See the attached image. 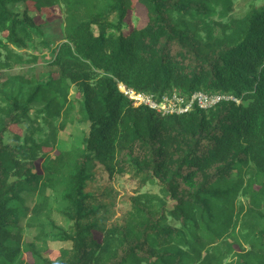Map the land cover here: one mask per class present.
I'll return each mask as SVG.
<instances>
[{"label": "trees", "instance_id": "obj_1", "mask_svg": "<svg viewBox=\"0 0 264 264\" xmlns=\"http://www.w3.org/2000/svg\"><path fill=\"white\" fill-rule=\"evenodd\" d=\"M137 1L143 27L127 23L132 0H0V264H264V0L242 17L235 0ZM40 63L38 77L24 70ZM119 83L241 103L160 116ZM75 122L78 143L53 154ZM95 162L158 194L108 226L85 193ZM52 201L70 229L48 219ZM50 240L55 259L37 247Z\"/></svg>", "mask_w": 264, "mask_h": 264}, {"label": "rangeland", "instance_id": "obj_2", "mask_svg": "<svg viewBox=\"0 0 264 264\" xmlns=\"http://www.w3.org/2000/svg\"><path fill=\"white\" fill-rule=\"evenodd\" d=\"M29 5L30 14L36 18L37 22L60 23V12L57 8L37 11L31 4ZM249 8L248 0H235L231 16L242 17L249 11ZM19 10L21 11V9ZM146 22L147 18L145 8L142 7L137 0H132V8L128 13L127 18L128 25L131 27H143ZM25 67V71H28L31 67H33L30 69L28 75L35 74V77H38L43 71V63L36 65L29 64ZM73 94L74 90H72V95ZM83 130L84 125L75 122L64 132H61L57 136V150L53 152V154H58L59 149L63 150L66 147L76 145L80 140L81 132ZM15 133L22 137L24 135V128L21 126H13L10 128L8 138L12 143H14L13 135ZM40 163L41 161L39 162V167ZM91 175L93 176V180L88 181L86 184L85 193L97 198L98 200L96 201V204H99L101 207L106 208L109 211L107 213L108 226L123 224V217L125 213L131 208V199L136 194L146 192L158 194L157 187H152L149 185L140 187V184L134 181V179L128 173L116 175L113 178H110L104 167L97 162L94 163ZM48 194L51 195V193ZM241 200H243V198H241ZM48 219L65 230L70 229L72 226L70 221L63 218L60 210L56 204L53 203V201L51 202L50 217ZM22 224H25V220L22 222ZM34 236L35 232H28L25 234L24 239L25 241L32 242L34 241ZM37 245V247L43 251L42 255L50 257L51 259L56 258L59 249L63 246L61 242H55L52 240L49 241L46 247L39 243ZM24 257L28 263H33V258L30 254H25Z\"/></svg>", "mask_w": 264, "mask_h": 264}, {"label": "built area", "instance_id": "obj_3", "mask_svg": "<svg viewBox=\"0 0 264 264\" xmlns=\"http://www.w3.org/2000/svg\"><path fill=\"white\" fill-rule=\"evenodd\" d=\"M118 90L135 107L148 108L160 116L187 114L194 107L210 110L223 102H232L237 105L241 103L235 96L224 93L195 92L192 96L187 97L181 92L173 91L156 95L148 92H137L122 83L118 84Z\"/></svg>", "mask_w": 264, "mask_h": 264}]
</instances>
